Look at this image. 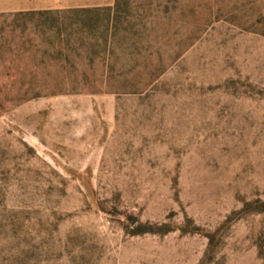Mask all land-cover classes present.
<instances>
[{
  "label": "rangeland",
  "instance_id": "374dc122",
  "mask_svg": "<svg viewBox=\"0 0 264 264\" xmlns=\"http://www.w3.org/2000/svg\"><path fill=\"white\" fill-rule=\"evenodd\" d=\"M116 1L0 0V264H264V0Z\"/></svg>",
  "mask_w": 264,
  "mask_h": 264
},
{
  "label": "trees",
  "instance_id": "16d2710c",
  "mask_svg": "<svg viewBox=\"0 0 264 264\" xmlns=\"http://www.w3.org/2000/svg\"><path fill=\"white\" fill-rule=\"evenodd\" d=\"M115 5H118V0L116 1V4ZM89 7L87 8H75L76 10L74 12L76 13H79V12H82V11H86V12H91V11H94V9H88ZM58 13L60 11H28V12H18L20 14H25V15H29V14H37V15H40V16H45V21H42V23H52V24H60L58 18H52L50 17V14L51 13ZM57 16V15H56ZM94 22V23H93ZM80 30L82 29L83 31V27L84 26H87L88 24L90 25L89 27H94V25L96 24L94 20L92 19H89L86 21H83V22H80ZM114 25V18L112 17H108V19L106 20V25H104V37L109 38V36L111 35V31H109ZM92 29V28H91ZM79 31V30H78ZM80 31V32H82ZM106 33V35H105ZM66 45V44H65ZM137 229L135 231H133L135 235H138V234H144V233H159V234H166V233H169L173 230L172 227H169V225H163V226H158V225H154L152 223H149V222H146V223H143L141 222L139 225H137L136 227Z\"/></svg>",
  "mask_w": 264,
  "mask_h": 264
},
{
  "label": "crops",
  "instance_id": "0c3cea01",
  "mask_svg": "<svg viewBox=\"0 0 264 264\" xmlns=\"http://www.w3.org/2000/svg\"><path fill=\"white\" fill-rule=\"evenodd\" d=\"M46 3L43 5L38 3V0H18V6L16 8L9 9L10 11L16 12H28V11H61L71 8H87L92 5H64L61 3L62 0H45ZM39 5V6H36Z\"/></svg>",
  "mask_w": 264,
  "mask_h": 264
}]
</instances>
